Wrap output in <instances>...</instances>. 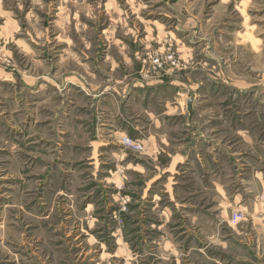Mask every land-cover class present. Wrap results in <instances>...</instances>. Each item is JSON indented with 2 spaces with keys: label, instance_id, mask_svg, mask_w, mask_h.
Segmentation results:
<instances>
[{
  "label": "rangeland",
  "instance_id": "374dc122",
  "mask_svg": "<svg viewBox=\"0 0 264 264\" xmlns=\"http://www.w3.org/2000/svg\"><path fill=\"white\" fill-rule=\"evenodd\" d=\"M0 264H264V0H0Z\"/></svg>",
  "mask_w": 264,
  "mask_h": 264
},
{
  "label": "built area",
  "instance_id": "2783aa9c",
  "mask_svg": "<svg viewBox=\"0 0 264 264\" xmlns=\"http://www.w3.org/2000/svg\"><path fill=\"white\" fill-rule=\"evenodd\" d=\"M169 58L173 59L174 57L172 55H169ZM158 61H159V59L156 58V63H158ZM122 143L126 144L128 147H130V148H132L134 150H137V151H141L142 148H143L142 144L139 141H137L135 139H132V138H130L128 136L122 137ZM238 218L239 217L236 215L235 220L238 221Z\"/></svg>",
  "mask_w": 264,
  "mask_h": 264
},
{
  "label": "crops",
  "instance_id": "0c3cea01",
  "mask_svg": "<svg viewBox=\"0 0 264 264\" xmlns=\"http://www.w3.org/2000/svg\"><path fill=\"white\" fill-rule=\"evenodd\" d=\"M188 101H190L189 99H188ZM184 114V116H188V117H192L193 115H194V112L193 111H187V112H185V113H183ZM142 129H144V127H141ZM151 130H153L152 128H150V129H147L146 128V130L144 129V130H142V132H146V133H148V132H150ZM152 138L150 137L149 138V140H151ZM145 141H147V139L145 140Z\"/></svg>",
  "mask_w": 264,
  "mask_h": 264
},
{
  "label": "water",
  "instance_id": "95a60500",
  "mask_svg": "<svg viewBox=\"0 0 264 264\" xmlns=\"http://www.w3.org/2000/svg\"><path fill=\"white\" fill-rule=\"evenodd\" d=\"M189 106H191V101L189 102Z\"/></svg>",
  "mask_w": 264,
  "mask_h": 264
}]
</instances>
